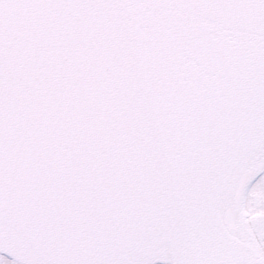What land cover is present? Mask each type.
<instances>
[{
	"label": "snow or ice",
	"instance_id": "1",
	"mask_svg": "<svg viewBox=\"0 0 264 264\" xmlns=\"http://www.w3.org/2000/svg\"><path fill=\"white\" fill-rule=\"evenodd\" d=\"M0 264H264V0H0Z\"/></svg>",
	"mask_w": 264,
	"mask_h": 264
}]
</instances>
